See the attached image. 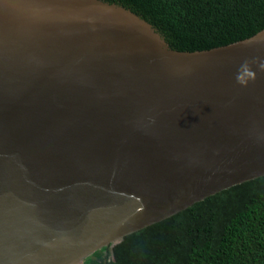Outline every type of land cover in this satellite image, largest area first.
Returning <instances> with one entry per match:
<instances>
[{
	"label": "water",
	"instance_id": "1",
	"mask_svg": "<svg viewBox=\"0 0 264 264\" xmlns=\"http://www.w3.org/2000/svg\"><path fill=\"white\" fill-rule=\"evenodd\" d=\"M262 61L264 28L179 51L115 2L0 0V264H82L264 176Z\"/></svg>",
	"mask_w": 264,
	"mask_h": 264
},
{
	"label": "trees",
	"instance_id": "2",
	"mask_svg": "<svg viewBox=\"0 0 264 264\" xmlns=\"http://www.w3.org/2000/svg\"><path fill=\"white\" fill-rule=\"evenodd\" d=\"M150 22L179 51L264 28V0H105ZM82 264H264V176L198 201L84 258Z\"/></svg>",
	"mask_w": 264,
	"mask_h": 264
},
{
	"label": "clouds",
	"instance_id": "3",
	"mask_svg": "<svg viewBox=\"0 0 264 264\" xmlns=\"http://www.w3.org/2000/svg\"><path fill=\"white\" fill-rule=\"evenodd\" d=\"M243 67H247V63H245ZM259 68L261 69V71H264V61L259 63ZM249 75L254 79V73L249 72ZM237 82L242 84L246 83V81L242 80L239 75L237 76Z\"/></svg>",
	"mask_w": 264,
	"mask_h": 264
}]
</instances>
